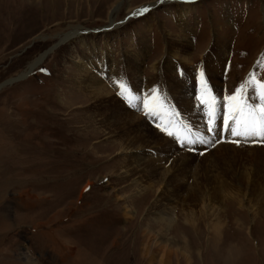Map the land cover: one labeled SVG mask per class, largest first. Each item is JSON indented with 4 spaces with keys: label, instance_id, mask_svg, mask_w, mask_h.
Here are the masks:
<instances>
[{
    "label": "rangeland",
    "instance_id": "374dc122",
    "mask_svg": "<svg viewBox=\"0 0 264 264\" xmlns=\"http://www.w3.org/2000/svg\"><path fill=\"white\" fill-rule=\"evenodd\" d=\"M179 2L0 0V264H264V137L224 123L225 97L250 74L264 81V0L184 2L182 18ZM213 54L223 68L209 117L197 95ZM89 65L116 98L115 77H135L139 141L90 109ZM185 69L193 89L179 98ZM253 87L243 98L258 104ZM148 90L167 102L156 114ZM185 100L199 126L175 113Z\"/></svg>",
    "mask_w": 264,
    "mask_h": 264
},
{
    "label": "bare ground",
    "instance_id": "6f19581e",
    "mask_svg": "<svg viewBox=\"0 0 264 264\" xmlns=\"http://www.w3.org/2000/svg\"><path fill=\"white\" fill-rule=\"evenodd\" d=\"M156 3L152 4L150 7H153ZM184 2L182 3H178L177 6H180L179 7V10H178V14H179V18L183 17L184 15ZM149 6L147 7H142V8H150ZM141 8V9H142ZM137 13L140 14V9L138 12L134 13V15H137ZM182 20V19H181ZM68 39L67 36H65L64 38H62L60 40V43H64L66 40ZM182 40V39H181ZM215 49H221V48H217V46L214 47ZM216 53V52H215ZM225 53V52H224ZM44 57V54H41L40 56H38L32 63H30L27 68L25 69V71L20 75L21 78H24V77H27L33 70L34 68L39 64V62H41V60L43 59ZM105 57V56H104ZM213 59L211 60V63L213 64V71L211 73V75L209 76V78H206V85L208 86V83H212L215 88L217 87V82H218V76L220 75V71L222 70V61H223V56H221V54H213ZM186 60V59H185ZM138 62V61H137ZM186 62V61H185ZM102 63V62H101ZM179 65V64H178ZM134 66H137V64ZM176 66V65H174ZM154 67V66H153ZM88 70L91 69V66L89 65ZM86 69V71H87ZM98 69V68H97ZM96 68H92L91 71L89 72L88 75L85 76V80H83V82L85 83L86 87L90 90L91 94H93V100H94V105L92 108V112L97 114L95 116L97 117H102V121L103 123H107L108 122V125H107V128L108 129H113V130H117L116 131V134L118 135L119 138H123L124 140V144H126L127 146L128 145H131L132 143H134L135 141H139L141 139L142 136H140L142 134V132H138V130L140 131V127L144 126V123L142 122V120H140L139 117L135 116L134 115V111L136 110V107L139 106V103L138 101H132V105L130 106L126 101L125 99L120 95L119 98H116L115 96L113 95H110V89L107 88V86L105 85V82L103 80H101L97 74L98 72L101 70V72L106 76L108 75V71L110 70V64H109V60H107V58L104 59L103 63L101 64V68L99 69V71H97ZM156 69V68H155ZM158 71V70H157ZM123 72V71H122ZM178 73V72H177ZM122 74V73H121ZM113 76V75H112ZM110 77V76H108ZM126 77V76H125ZM128 77V76H127ZM189 77L188 75V71L187 69H185L183 75L179 78L177 84L173 86V88H175V90H178V93L179 94V98H180V94H182V88L183 87H191V91L193 89V86L192 84H190V82L188 83L186 81V79ZM199 78V77H198ZM124 81V78L122 79L121 76L119 77H115L114 79V84H119L120 82H123ZM163 81V80H162ZM193 81V80H192ZM197 81V79H196ZM11 82H9L8 84H10ZM128 90L131 92L132 90H135L138 85L135 77H129L127 79V81H124L123 82ZM145 83V82H144ZM179 83V86L177 88V85ZM211 84V85H212ZM156 85V84H155ZM160 85V84H159ZM200 86L204 88V84L200 82ZM149 87V86H148ZM146 87V88H148ZM155 87V86H154ZM157 87V86H156ZM155 87V88H156ZM160 88V87H159ZM158 88V89H159ZM172 88V87H171ZM197 89V88H196ZM200 89V88H199ZM254 89V87H253ZM211 90V89H210ZM256 91V89H254ZM189 91V92H191ZM202 91V90H201ZM200 91V92H201ZM211 94L213 96L216 95V89L214 90H211ZM89 92V91H88ZM157 92L158 91H155V95L157 96ZM136 93V91L134 92ZM148 93V97L147 99L149 101H152V96H153V93L148 90L147 91ZM249 95V94H248ZM133 96V95H132ZM167 96V95H166ZM144 98V97H143ZM170 98V97H169ZM168 98V99H169ZM159 101V99H158ZM162 101V102H161ZM179 101V100H178ZM166 101H163V100H160L159 101V104L161 105V108L164 109V107L166 106ZM169 104V103H168ZM143 105H144V102H143ZM171 105V106H170ZM141 107V106H140ZM172 109L173 108H176V104L174 102H170L169 104V107ZM207 107V106H206ZM185 110L184 111H177L174 109L175 113L182 117L183 118V121L187 122V125H189L190 127L192 125L195 126V124L197 123L198 126L200 125V116L203 115L201 113V111H199V114H198V110L196 109V107L193 105V102L192 101H189V100H185V103H184V107ZM170 109V110H171ZM207 111V109H205ZM166 111V110H165ZM168 111V110H167ZM205 113V112H204ZM207 115V114H206ZM159 116V115H158ZM207 117V116H206ZM162 120V119H161ZM165 122V121H164ZM172 122V121H171ZM163 123V122H162ZM197 127V126H196ZM172 130V129H171ZM139 134H134V136H131V132H136ZM194 131V130H193ZM111 133H113L114 131H110ZM195 132V131H194ZM196 133V132H195ZM197 137L201 140L202 144L206 146L208 140L205 139L204 137H207L205 136V133H202L200 132L199 129H197ZM113 135V134H112ZM154 137L157 136V134L154 132L153 134ZM159 136V135H158ZM145 138V137H144ZM165 140H162L163 142L164 141H170V139L166 136H164ZM205 139V141H204ZM161 140V139H160ZM203 140V141H202ZM227 142V141H226ZM198 143V142H197ZM172 146V145H171ZM176 146V145H175ZM176 148V147H175ZM177 149V148H176ZM124 150V148H123ZM127 150V149H126ZM173 150V149H171ZM174 151V150H173ZM155 161V160H154ZM158 161V160H157ZM161 162V161H160ZM157 163V162H156ZM240 177V176H239ZM243 180V179H242ZM224 184V183H223ZM222 185V184H220ZM231 188V187H230ZM170 219V216L169 218ZM166 223L168 224L170 221L167 219L165 220ZM171 223V222H170ZM166 255V254H165ZM168 256V255H167Z\"/></svg>",
    "mask_w": 264,
    "mask_h": 264
},
{
    "label": "snow or ice",
    "instance_id": "6c2138e0",
    "mask_svg": "<svg viewBox=\"0 0 264 264\" xmlns=\"http://www.w3.org/2000/svg\"><path fill=\"white\" fill-rule=\"evenodd\" d=\"M163 2V0H159ZM186 3L194 2V0H184ZM147 8L140 9V13L147 12ZM139 14V13H137ZM44 71V69H41ZM203 77L204 73H200ZM249 85H254L256 94L259 98L258 104H249L244 100V92ZM120 88L119 95H121L125 101L131 106L132 101L136 97L132 96L127 86L120 82L118 84ZM197 100L207 106L209 117H214L216 112V98L211 94V91L207 88L205 83L202 94L197 95ZM226 103L224 105V123L225 126H229L231 123V132L235 137H252L259 136L264 137V81L258 80L254 74H250L249 79L241 84L240 87L236 88L235 92L225 97ZM159 104L158 98L153 90L152 101L148 99L144 100L145 114H156L158 112ZM213 123L212 119H209V125ZM162 132H166L167 135L172 136L174 132L168 129V126L157 125ZM211 130V128L209 129ZM179 139V137H177ZM191 142V141H189Z\"/></svg>",
    "mask_w": 264,
    "mask_h": 264
}]
</instances>
